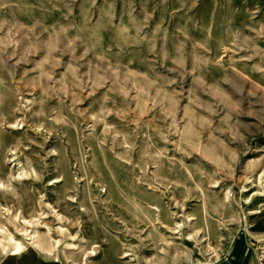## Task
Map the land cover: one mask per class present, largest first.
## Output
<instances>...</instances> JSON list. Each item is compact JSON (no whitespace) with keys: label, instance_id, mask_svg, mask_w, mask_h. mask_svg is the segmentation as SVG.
I'll return each instance as SVG.
<instances>
[{"label":"rangeland","instance_id":"obj_1","mask_svg":"<svg viewBox=\"0 0 264 264\" xmlns=\"http://www.w3.org/2000/svg\"><path fill=\"white\" fill-rule=\"evenodd\" d=\"M258 65L264 0H0V225L49 249L0 264L264 244Z\"/></svg>","mask_w":264,"mask_h":264},{"label":"bare ground","instance_id":"obj_2","mask_svg":"<svg viewBox=\"0 0 264 264\" xmlns=\"http://www.w3.org/2000/svg\"><path fill=\"white\" fill-rule=\"evenodd\" d=\"M251 52L254 55H258L257 47L253 46ZM257 69L260 71H264V66L258 65ZM15 219L16 217H14V220ZM20 230L22 231L20 232ZM20 230H19L20 232L19 235L20 234L27 235L28 237L26 238V240H29V242H26L22 238L19 240L11 231H9L6 225H0V248H1L0 254L4 256L21 255V253L25 252L31 246H33L34 249L36 248L38 251L47 252V250H49L44 246L43 237L42 235H40V232L37 229H35L34 233L32 234L25 232L24 228H21Z\"/></svg>","mask_w":264,"mask_h":264},{"label":"crops","instance_id":"obj_3","mask_svg":"<svg viewBox=\"0 0 264 264\" xmlns=\"http://www.w3.org/2000/svg\"><path fill=\"white\" fill-rule=\"evenodd\" d=\"M253 245L245 234L236 233L224 256L211 264H256Z\"/></svg>","mask_w":264,"mask_h":264},{"label":"built area","instance_id":"obj_4","mask_svg":"<svg viewBox=\"0 0 264 264\" xmlns=\"http://www.w3.org/2000/svg\"><path fill=\"white\" fill-rule=\"evenodd\" d=\"M253 251L255 253L256 264H264V244L259 241L255 242Z\"/></svg>","mask_w":264,"mask_h":264}]
</instances>
